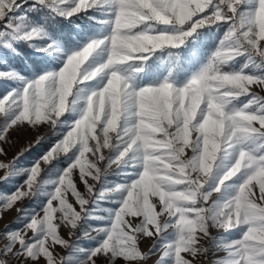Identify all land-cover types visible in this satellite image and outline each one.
<instances>
[{
  "label": "snow or ice",
  "instance_id": "snow-or-ice-1",
  "mask_svg": "<svg viewBox=\"0 0 264 264\" xmlns=\"http://www.w3.org/2000/svg\"><path fill=\"white\" fill-rule=\"evenodd\" d=\"M74 18L89 25L76 39L53 27ZM221 29L178 84L182 53ZM21 46L42 63L31 77L0 70V157L12 131L37 136L0 159V183L25 177L0 195V216L15 208L19 225L0 233V264H148L160 252L156 264H197L213 249L225 253L214 264H264V0H0V62ZM25 199L39 209L17 207Z\"/></svg>",
  "mask_w": 264,
  "mask_h": 264
},
{
  "label": "rangeland",
  "instance_id": "rangeland-1",
  "mask_svg": "<svg viewBox=\"0 0 264 264\" xmlns=\"http://www.w3.org/2000/svg\"><path fill=\"white\" fill-rule=\"evenodd\" d=\"M76 25H79L81 29H87L88 22L86 19H76L74 18L72 22H59L53 24V27L58 29L65 38L72 40L76 39L75 33L73 32V28L76 27ZM204 35L200 40H197L196 47L194 49H186L182 53L183 61H190V62H182V66L184 67V71L178 74L177 83L182 85L184 82H186L187 79L190 78L193 72H195L200 64H202L207 56L211 53V51L215 48L216 44H218V38L219 36L222 37L224 29H221L220 31L216 32L215 30L208 31L203 30ZM22 52L20 56L11 55L8 60L0 62V70H3L8 67L15 68L18 72H20L24 76H33L35 75L40 69L39 65L42 63L37 57L32 56V53L34 50L27 49L26 46H21ZM24 52H27V55L24 54ZM194 52V56L192 53ZM31 57V59H29ZM171 58L169 57V54L167 52L162 53V58L157 61V64L161 68H165L167 66V62ZM243 58H241V61L239 63H243ZM239 63L237 64V67H239ZM15 82H13L14 84ZM0 85H2V82H0ZM9 90H11L9 88ZM254 90L259 92L261 95H264V91L259 89L258 87L254 86ZM6 92L4 90V86H0V96L5 95ZM243 99V98H242ZM40 133H45L48 131L47 128H40L38 130ZM37 136V132L33 131L31 128H22L18 129L16 131H12L10 134L11 144L10 146H6L7 148V156L6 157H0V159L4 160H11L16 154L23 148L27 147L29 143H32L35 141V138ZM50 142L42 143L40 145H36L30 152H26L23 157L18 161V167L24 168L31 166L48 148ZM58 167H63L64 163L60 162ZM48 165H42V168L45 169V172L42 173V178H47L46 172L48 169ZM116 172L115 167L108 170V179L110 181H119L120 177H117L114 175ZM3 171H0V176H3ZM25 179L24 176H19L14 178L11 181L0 183V195L8 193L10 191H15V187L22 183ZM74 181L77 183L78 189L81 192H85V188L82 182L79 181V178L77 175H74L73 177ZM43 199V198H41ZM69 202L73 203L74 206L79 211V205L75 203L74 198L71 197L69 194ZM109 205H105L107 207ZM17 207H27L29 209L36 208L39 209V204L34 199H25L22 201V203L18 204ZM17 212L14 209L6 211L2 216H0V233H3L5 231L6 226H10L12 228L19 227L14 221L16 220ZM100 222H93V225L96 226ZM61 234L66 239L75 240L76 236H72L68 229L66 227H62L60 229ZM29 236H32V233H28ZM77 236H80L81 239L79 240V243L82 247L88 248L94 245V241L83 238L82 233H77ZM92 236H95V232L91 233ZM213 235H218L215 231L213 232ZM235 235V234H233ZM4 241L0 239V247L3 246ZM153 241L151 239H144L141 243V247L144 251H148V249L151 247ZM204 246H207V242L204 241ZM56 253L58 260L62 257H64L67 254V250L60 248L57 246ZM162 254V252L157 253L156 255H153L148 260V264H156V261L159 259V256ZM225 256V253L223 251L213 249L211 254L207 257H201L200 260L197 262V264H214V262L218 261L219 259L223 258ZM41 264H44V261L41 260Z\"/></svg>",
  "mask_w": 264,
  "mask_h": 264
}]
</instances>
